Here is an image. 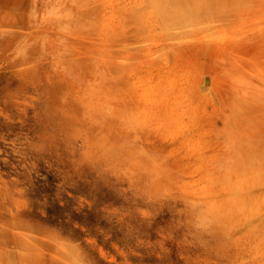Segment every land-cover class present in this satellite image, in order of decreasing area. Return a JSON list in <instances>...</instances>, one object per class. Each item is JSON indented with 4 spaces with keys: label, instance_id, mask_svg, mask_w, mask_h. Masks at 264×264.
I'll return each mask as SVG.
<instances>
[{
    "label": "rangeland",
    "instance_id": "1",
    "mask_svg": "<svg viewBox=\"0 0 264 264\" xmlns=\"http://www.w3.org/2000/svg\"><path fill=\"white\" fill-rule=\"evenodd\" d=\"M0 264H264V0H0Z\"/></svg>",
    "mask_w": 264,
    "mask_h": 264
},
{
    "label": "bare ground",
    "instance_id": "2",
    "mask_svg": "<svg viewBox=\"0 0 264 264\" xmlns=\"http://www.w3.org/2000/svg\"><path fill=\"white\" fill-rule=\"evenodd\" d=\"M170 3V2H169ZM160 8V7H159ZM191 9V8H190ZM207 76V75H206Z\"/></svg>",
    "mask_w": 264,
    "mask_h": 264
}]
</instances>
